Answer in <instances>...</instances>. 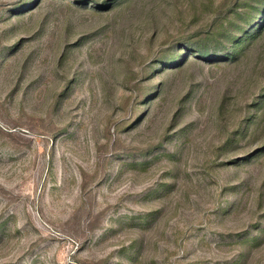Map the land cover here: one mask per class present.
Masks as SVG:
<instances>
[{"label": "rangeland", "instance_id": "1", "mask_svg": "<svg viewBox=\"0 0 264 264\" xmlns=\"http://www.w3.org/2000/svg\"><path fill=\"white\" fill-rule=\"evenodd\" d=\"M0 264H264V0H0Z\"/></svg>", "mask_w": 264, "mask_h": 264}]
</instances>
